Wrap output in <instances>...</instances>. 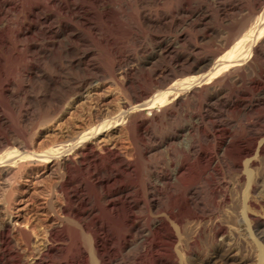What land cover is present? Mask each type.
<instances>
[{"label":"bare ground","instance_id":"1","mask_svg":"<svg viewBox=\"0 0 264 264\" xmlns=\"http://www.w3.org/2000/svg\"><path fill=\"white\" fill-rule=\"evenodd\" d=\"M263 3L0 0V181L16 182L28 167L60 172L41 247L33 246L39 223H23L8 202L0 264H194L195 248L210 264L235 218L253 236V264H264ZM216 22L234 42L220 57L196 36L212 37ZM109 77L121 85L114 108L97 100L77 127L37 143L44 116ZM114 129L112 144L97 143ZM66 219L61 249L56 228Z\"/></svg>","mask_w":264,"mask_h":264},{"label":"rangeland","instance_id":"2","mask_svg":"<svg viewBox=\"0 0 264 264\" xmlns=\"http://www.w3.org/2000/svg\"><path fill=\"white\" fill-rule=\"evenodd\" d=\"M249 1H251V0H249ZM263 5H264V3H263ZM263 8H264V6H263ZM243 12H245V9L242 10L241 13H242V15L246 14V12L245 13H243ZM262 12H263L262 7H261V9L260 8L256 9L255 10V15H258V14H260ZM242 15L240 16V14H239L238 17L241 18ZM242 19H243V17L241 18V20ZM226 30H227V28H225L224 26H221L219 24V22H216L212 26V29L210 30L211 31L210 36L212 35V37H209L207 39V38H204L202 34L197 33V35H196L197 36V44L200 45V46L203 45L204 47L206 46L205 48L207 49L208 53H216V56L220 57L223 54L227 53L228 51L232 50L230 46H233L232 48H234L233 40H231L232 44L226 42V40H228V36L226 35L227 34ZM198 36L201 37V38H199ZM224 36H226L225 37L226 39L224 38ZM223 38H224V40H222ZM229 38H231V36ZM146 40L148 41L149 39L146 38ZM208 40H209V42H208ZM220 41L222 43H220ZM208 43H210V44H208ZM212 43L213 44L215 43V44L213 45ZM226 43L230 44V45H227ZM211 44H212L213 47L211 46ZM132 53L135 54V57H142L143 56V53L141 51L139 52V51H136L135 49L132 50ZM120 86L121 85L118 84V82L114 78H111V77H109L107 80L101 81V83L97 84L95 86V88H93L90 91V94L88 92H85L81 97L77 98L75 100V102L67 104L66 107H65L66 109L63 112L59 113L56 117L51 118V116H50V118H51L50 119V118H48V116H44L43 120H42V124L39 123L35 127V130H36L37 127H38V130L37 131L34 130L35 133L36 132L37 133L34 134L33 138L35 140H37V143H40L42 141H45L46 143H48L55 136H60V134L61 135H63V134L65 135V133L67 134V131L69 129H71L69 126L72 125V126H76L77 127L79 125V123L81 122V120L86 118V116L88 114L87 112L88 111L90 112V109L96 110L95 101H97V100H99L100 102L102 100H104V101L108 100V103H110L111 106L110 105H109V107L107 106L106 108H108V109L103 107L105 110H109V108L110 109L114 108L116 103H118V101H119L118 98H117V95L120 93V91H118L120 89ZM90 96H94V98L96 100L90 99L89 98ZM115 99L117 100V102H116ZM81 104H82V106H81ZM101 104H103V103L101 102ZM88 105H90V106H88ZM75 110H77V111L75 112ZM86 110H88V111H86ZM76 113H78V114H76ZM1 114H2V112H1ZM74 114H76V115H74ZM79 117H80V119H79ZM75 129L77 130L78 128H75ZM107 135H108V133L101 134L98 137V139H97V141H99V142H97V141L96 142L97 143H103V142L105 143L107 141L108 144H112V142H114L120 136V131L118 132L117 129H114L113 131L109 132L108 137H107ZM109 140H111L112 142L111 141L109 142ZM59 174H60L59 170H54L53 172H50V171L44 172L41 169H34V168H31V167H28V168H26L25 174H23V176L20 177L16 182L12 183L10 180H4V179L0 181V183H1L0 184V218H2L4 215H5V217H4L5 219L10 218L8 215L6 216V208L5 207L7 206L8 202L15 201L14 205L17 206L16 209L18 211H20L21 214L24 215V218L22 216V219H21L23 221V223H25V221H27L26 216L28 217V219L32 220L31 221L32 223H36V221H37V223H39V224H35V227H37V225H38V227L36 228L37 229L36 231H37V235L39 234V236H40V237L39 236L35 237L34 240H33L34 241L33 242V246L36 244L34 246L35 248L41 247L42 243H43V241H42L43 240L42 239L43 238L42 237L43 236L42 235V233H43L42 232L43 224H42V226L40 224L44 223L43 221H45L46 219H48V217H50V215L44 214V213H47L48 211H49L48 213H50V214L52 213L51 212L52 207L50 205L51 203H52L53 206H56V208L59 207L58 198L54 194L55 183L58 180ZM27 178H28V181H27ZM5 181H7V182H5ZM10 182H11V186L9 184ZM32 183H33V185H32ZM27 185L30 186V187L32 186V188H29ZM21 187H22V189H21ZM17 188L20 189L21 191L17 190ZM24 188H25V190H27V189L28 190L25 192ZM22 190H24V191H22ZM30 190H31V193H30ZM257 194H258V196L260 195V196L264 197V187L263 186L259 187V189L257 191ZM235 197H237V195H235ZM16 199L17 200L19 199V201L17 202ZM20 201H21V203H20ZM48 202L49 203L51 202V203L48 205L47 204ZM38 204H39V206H38ZM40 205H42L44 208L42 206H40ZM230 205H231V207H230ZM35 206H38L39 208H37V207L35 208ZM226 206L227 207H225V208L226 209L228 208L226 213L228 214V210L231 211V209H233L234 205H232V202L231 203L229 202V203H227ZM1 209H3V210H1ZM34 209H35V213H37V214L34 213ZM39 211H40L41 215L39 214ZM33 213L35 214L34 215L35 217L32 215ZM42 213H43V215H42ZM37 215H39V217ZM46 215H48V216H46ZM32 216H33V219H32ZM11 218H10V221H12ZM240 221L241 220L239 218H235L233 221H231L228 225H226V227L228 226L226 228V231L224 233L220 234L218 236V238L215 240L214 249L213 250L217 252L216 256H218L217 259H214V260H218L219 259L217 261V264H218V262H219V264H231L234 261V259H238L237 261L240 262V260H243L244 258L248 259L244 264H248V263L249 264L250 263L253 264V260L256 259L257 252L253 250V247H252V244H251L252 243L251 241H253V236L249 233V231L247 230L246 226L243 225L242 221L241 222ZM58 222L61 223L60 220H58ZM60 223H58L59 226L56 228V231L58 230L57 233L59 234V236L61 235L62 237H59L60 241L59 240L56 241L55 245L62 249V248H65V247H67L69 245V241L64 239V234H65L64 232L65 231H63V228L65 230L66 229V225H70L71 222H70V220L68 222L67 219H66L65 221H63V223H61V224ZM229 225H232V228ZM194 227H195V224L193 222H191V221L187 222L186 223V227H185L186 232H188V231L191 232L194 229ZM60 230H62L63 232L60 231ZM64 241H66V242H64ZM222 244H224V245H222ZM198 250L199 249H197V248L191 250L192 252L190 251V253H189L190 255L188 254L190 257L189 256L188 257L191 259L192 262L194 260V264H205V263H201L202 260L199 259V252L200 251H198ZM255 253H256V255H255ZM228 255H231V256H228ZM147 256L148 255L145 254L144 256H142V259L144 258V260H146L149 257V256L148 257ZM219 256H222V257L219 258ZM235 256H238V257H235ZM251 256H252V258H251ZM224 259L225 260L227 259V260L225 261ZM65 260L66 261L68 260V261L66 262ZM65 260L64 261L61 260V264H73V263L76 264L77 263L76 261H71V259H65ZM58 261L60 262V260H54L55 263H57ZM237 261H234L235 264L236 263L240 264ZM212 262H210V264L214 263V262L213 263ZM224 262H226V263H224ZM229 262H231V263H229ZM234 262L232 264H234ZM214 264H216V263H214Z\"/></svg>","mask_w":264,"mask_h":264}]
</instances>
